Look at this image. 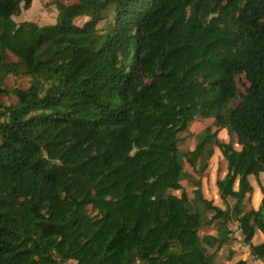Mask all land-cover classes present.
Masks as SVG:
<instances>
[{"label": "trees", "instance_id": "obj_1", "mask_svg": "<svg viewBox=\"0 0 264 264\" xmlns=\"http://www.w3.org/2000/svg\"><path fill=\"white\" fill-rule=\"evenodd\" d=\"M31 2L0 0V264H215L231 220L263 259L264 194H246L264 175V0H51L54 23L15 22ZM196 117L211 123L184 152ZM209 144L225 209L195 179L174 194Z\"/></svg>", "mask_w": 264, "mask_h": 264}, {"label": "rangeland", "instance_id": "obj_2", "mask_svg": "<svg viewBox=\"0 0 264 264\" xmlns=\"http://www.w3.org/2000/svg\"><path fill=\"white\" fill-rule=\"evenodd\" d=\"M51 0H32L31 6L29 9L22 11L19 15L14 17L15 22H20L21 20H30L31 22H35L38 25H44V24H52L55 22V7L50 4ZM86 20L85 17H79L74 20V22L78 25H81ZM102 23L100 22L98 24V28L102 30ZM84 44L93 47L97 43L96 41L88 38L83 41ZM238 81V91L243 90L242 82L243 78L239 77L237 78ZM204 118L196 117L194 121H192L187 128V132L185 134V141H183L182 148L184 152L187 150H192L194 147L198 144V142L201 139V134L203 132V129L206 127V121H203ZM210 120V119H209ZM211 122V120H210ZM215 139L220 140L221 142L230 143L233 145L235 149H239V145L236 143V138L234 134L227 133L226 130L219 131L217 134V137ZM213 139V140H215ZM206 152L205 155L200 158V160L197 162V165L194 167L189 166L184 157H181V164L183 167L184 172L187 174L186 177H184L181 180V189H178L176 191V194H181L182 191H185L189 199H192L194 197V190L197 189V187L194 185V179L198 180L199 190L203 198L206 200H209L212 205H215L217 207L223 206V208H226V205H230V199L228 198L226 202H223L217 192L216 188V180L221 179L224 177L225 174V163L222 158V154L217 146H214L213 144H209L206 146ZM205 165L206 167L202 168L201 166ZM262 176V175H261ZM254 181V180H253ZM263 185H264V177L261 179ZM254 183H257L256 181ZM251 187V192L248 193V195H251L252 193V186L250 183H248ZM204 190L205 194L203 195L202 191ZM215 193V194H214ZM249 201L251 200V197H248ZM230 200V201H229ZM211 213L205 212L202 214L200 225L201 228H204V230L200 229L201 236L205 235V232H208L209 230H212L214 227V222L208 223V220L210 218ZM228 226L230 227L231 231H234L236 236H240V230L238 221H229ZM234 240L237 241L236 237H233ZM242 238V236H241ZM208 248V247H207ZM208 253L211 251L209 249H206Z\"/></svg>", "mask_w": 264, "mask_h": 264}, {"label": "crops", "instance_id": "obj_3", "mask_svg": "<svg viewBox=\"0 0 264 264\" xmlns=\"http://www.w3.org/2000/svg\"><path fill=\"white\" fill-rule=\"evenodd\" d=\"M21 21H30V20L25 19V20H21ZM17 23H19V22H17ZM203 121H206V126L211 123L210 120L206 119V118H204ZM223 130H225V129H221L219 131H223ZM225 172H226V165H225ZM263 177H264V175H262V176L260 175V178H258L261 185H258V183H254L256 181V178L253 177L252 175H249L247 177L248 183H250L252 186V193H251V195L246 194V198H248L249 196L251 197V200L249 202H250L251 207L254 209H257L259 207L261 199H262L263 194H264V185L261 181V179H263ZM236 188H237V184L235 185V189ZM176 191L177 190L174 191V194H176ZM202 193H203V195L205 194L204 190L202 191ZM215 193H218V192H215ZM177 195H179V194H177ZM231 204H232V200L230 201V205ZM219 208L225 209V208H223V206H220ZM263 218H264V210H263ZM232 221H236V220H232ZM204 228H206V226ZM204 228H200V229L204 230ZM235 231H237V230H235ZM235 231H234L233 237H236L238 242H236V240H234V238H233V240H230L229 242H227V244L225 245V248L223 247L216 252L215 258H214V263L215 264H231V263L236 262V261L241 259V260H245L248 264H264V258L263 259L253 258V256L251 255L250 248H249L248 244L244 243L243 239L241 238V235L236 236ZM214 232H215L214 229H212V230H209L208 232H205V233L211 235V234H214ZM262 242H264V237L258 231L255 232V234L251 240V243L253 245H258Z\"/></svg>", "mask_w": 264, "mask_h": 264}]
</instances>
